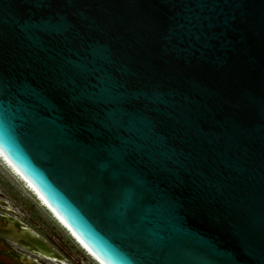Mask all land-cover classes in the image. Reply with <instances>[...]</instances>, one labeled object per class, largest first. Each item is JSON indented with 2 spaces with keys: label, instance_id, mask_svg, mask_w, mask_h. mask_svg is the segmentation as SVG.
<instances>
[{
  "label": "water",
  "instance_id": "water-1",
  "mask_svg": "<svg viewBox=\"0 0 264 264\" xmlns=\"http://www.w3.org/2000/svg\"><path fill=\"white\" fill-rule=\"evenodd\" d=\"M0 154L101 264H264V0H0Z\"/></svg>",
  "mask_w": 264,
  "mask_h": 264
},
{
  "label": "flooded vegetation",
  "instance_id": "flooded-vegetation-1",
  "mask_svg": "<svg viewBox=\"0 0 264 264\" xmlns=\"http://www.w3.org/2000/svg\"><path fill=\"white\" fill-rule=\"evenodd\" d=\"M1 162L4 161L0 157ZM12 197L0 177V264H71L67 253L60 251L52 241L55 234L51 235V238L50 235L45 236L38 230L39 226L35 225L36 216L31 217L27 213L30 212L31 206L26 208V214L20 213L9 202L14 200ZM35 198L50 213L36 196ZM52 218L55 220L53 215ZM29 233L44 241L55 255H48L34 246L28 239Z\"/></svg>",
  "mask_w": 264,
  "mask_h": 264
},
{
  "label": "rangeland",
  "instance_id": "rangeland-1",
  "mask_svg": "<svg viewBox=\"0 0 264 264\" xmlns=\"http://www.w3.org/2000/svg\"><path fill=\"white\" fill-rule=\"evenodd\" d=\"M0 177L9 195L13 196L14 200L9 202L15 207L16 211L26 214V208L31 206L30 212L27 213L31 217L32 215L36 216L35 225L39 226L37 227L38 230H41L45 236L50 235L51 238L55 234L52 241L55 242L60 251L67 253L71 264H98L79 247L65 228L60 226L52 218V215L37 202L34 193L29 191L26 184L17 179L2 163H0Z\"/></svg>",
  "mask_w": 264,
  "mask_h": 264
},
{
  "label": "bare ground",
  "instance_id": "bare-ground-1",
  "mask_svg": "<svg viewBox=\"0 0 264 264\" xmlns=\"http://www.w3.org/2000/svg\"><path fill=\"white\" fill-rule=\"evenodd\" d=\"M0 157L3 159V161L4 162H1L2 164H4V166L6 167V168H8L9 169V171L14 175V176H16L17 177V179H19V180H22L25 184H26V186L29 188V190L30 191H32L36 196H37V199H39L40 201H41V203L45 206V207H47L48 209H49V211L52 213V215H53V217L57 220V223L59 224V225H61L63 228H65V230L71 235V237H73V239L75 240V242L76 243H78L80 246H81V248L83 249V250H85L87 253H88V255H90L93 259H95L99 264H101L93 255H92V253L75 237V235H73L72 233H71V231L66 227V225L50 210V208L43 202V200L37 195V193L34 191V189L19 175V173L18 172H16V170L2 157V155L0 154ZM19 182V181H18ZM57 256V255H56ZM56 258V257H55ZM56 259H58V258H56Z\"/></svg>",
  "mask_w": 264,
  "mask_h": 264
},
{
  "label": "clouds",
  "instance_id": "clouds-1",
  "mask_svg": "<svg viewBox=\"0 0 264 264\" xmlns=\"http://www.w3.org/2000/svg\"><path fill=\"white\" fill-rule=\"evenodd\" d=\"M56 220V219H55ZM57 221V220H56ZM61 226V225H60ZM71 236V235H70ZM73 239V237H71ZM74 240V239H73ZM78 244V243H77ZM79 245V244H78ZM79 247L81 248V246L79 245ZM82 249V248H81ZM83 250V249H82ZM84 252H86L85 250H83ZM88 255V254H87ZM90 256V255H88ZM91 257V256H90ZM92 258V257H91ZM93 259V258H92ZM94 261H96L95 259H93ZM97 262V261H96ZM98 263V262H97Z\"/></svg>",
  "mask_w": 264,
  "mask_h": 264
},
{
  "label": "built area",
  "instance_id": "built-area-1",
  "mask_svg": "<svg viewBox=\"0 0 264 264\" xmlns=\"http://www.w3.org/2000/svg\"><path fill=\"white\" fill-rule=\"evenodd\" d=\"M32 192V191H31ZM36 196V195H35ZM37 197V196H36ZM86 254H88L87 252H85ZM99 264V263H98Z\"/></svg>",
  "mask_w": 264,
  "mask_h": 264
}]
</instances>
